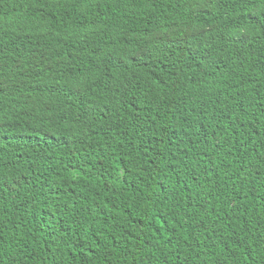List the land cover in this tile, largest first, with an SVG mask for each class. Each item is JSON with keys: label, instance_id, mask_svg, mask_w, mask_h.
Segmentation results:
<instances>
[{"label": "trees", "instance_id": "1", "mask_svg": "<svg viewBox=\"0 0 264 264\" xmlns=\"http://www.w3.org/2000/svg\"><path fill=\"white\" fill-rule=\"evenodd\" d=\"M0 264H264V0H0Z\"/></svg>", "mask_w": 264, "mask_h": 264}]
</instances>
